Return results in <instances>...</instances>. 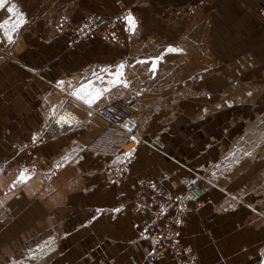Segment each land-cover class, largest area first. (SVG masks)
I'll use <instances>...</instances> for the list:
<instances>
[{
  "label": "crops",
  "instance_id": "obj_1",
  "mask_svg": "<svg viewBox=\"0 0 264 264\" xmlns=\"http://www.w3.org/2000/svg\"><path fill=\"white\" fill-rule=\"evenodd\" d=\"M74 1L72 12H65L71 21L88 12L111 15L119 7L115 0ZM119 2L130 5L131 0ZM176 7L199 11L186 19L173 12ZM262 7L264 0H144L137 11L138 32L178 49L152 46L146 53L160 54L156 66L180 69L150 78L198 82L203 91L191 85L195 93L181 96L183 111L166 124L156 113L145 125L132 114L133 129L140 136L117 156L84 149L83 137L102 125L94 103L86 105L67 93L55 116L48 115L61 89L69 85L74 91L95 80L72 86L82 80L80 69L92 62L121 60L128 47L90 33L67 48L69 32L59 23L62 15L56 20L39 15L16 31L7 25L8 33L15 35L0 49V165L10 163L0 171V261L36 247L27 256L29 264H175L168 255L153 263L142 261L151 239L137 231L148 216L131 212L127 203L117 211L115 193L123 188L130 197L128 183L139 176L163 177L162 185L177 191L186 176L201 173L203 193L189 202L180 241L197 249L198 264H259L264 248V154L242 156L230 168L216 165L229 142L228 98H236V117L240 107L264 98ZM10 14L4 17L19 16ZM199 35L205 51L197 42ZM134 50L132 46L129 54ZM171 61L174 64L168 65ZM230 81H235V90L229 89ZM91 89H97L94 82ZM139 93L134 104L142 108ZM91 110L95 122L85 120ZM61 116L70 123L60 121L58 131L56 122L53 133L36 149L47 165L30 173L19 164L27 154L13 153L11 142L24 140L46 117L52 123ZM235 132L243 134V124L236 123ZM11 164L22 168L15 172ZM22 170L27 179L21 181Z\"/></svg>",
  "mask_w": 264,
  "mask_h": 264
},
{
  "label": "rangeland",
  "instance_id": "obj_2",
  "mask_svg": "<svg viewBox=\"0 0 264 264\" xmlns=\"http://www.w3.org/2000/svg\"><path fill=\"white\" fill-rule=\"evenodd\" d=\"M74 2H75L74 0H10V1L8 0V2L5 4V7L0 9V24H3L5 21H7V25L12 26L17 24L18 20L22 17L24 23L18 27V29H20L26 26L29 21H31L32 19H34L39 15H44L48 19H53V20L54 19L56 20L57 17L62 15V19H59V23L67 22V25L71 26L72 24L80 21L86 15L85 13V15L77 21H71L69 17H66L65 12L67 11L68 14L72 12L73 7L75 5ZM142 3H144V0H138V1L131 0L130 5H124V3L118 2L117 5L119 7H117V10L111 15H105L99 13L106 16L107 18L109 17L110 18L113 17V18L110 20L108 24L107 23L104 24L105 34L102 33H93V34L98 35L105 42L115 43L118 45H122L124 47H128V52L126 53L127 55H125L124 57L121 58V60L118 61L115 60L112 62H92L85 65V67L80 69V71L83 74V76L81 77L82 80L79 82H74L71 85L72 86L75 85L74 87H76L77 84L80 85L82 82L87 83L88 81H90V79L95 78L93 82L95 83V87H97L96 90L102 91L103 94L100 96L99 99L93 102L94 105H98L100 103H105L110 101L116 102L122 97H126L131 93L137 94L140 92L138 94V101L140 104H142V108L134 104L136 109L133 110V112L131 113L133 114L134 121L141 122L143 125H145V123L152 118L154 113H156L160 115L159 121L166 124L171 119L177 117V115L183 111L184 107L181 106V102L183 101V98L181 96L187 93L190 94L195 93L191 85L192 86L195 85L196 86L195 89L199 90L200 94L203 90L202 88H199L200 84L198 82L183 83V82H177L171 80L159 81V80L151 79L156 73L164 72L166 74L167 73L173 74L178 72V70L180 69L178 66L176 67L168 66L174 64L172 63V61L167 62L168 67L156 66L155 60L158 58L157 56H159L160 54L150 55L146 53V49H148V47L150 48L152 46H156L158 48H163L165 47L163 46V44L167 43L168 41H163L162 38H158L154 35L152 36L147 35L149 37L147 36L144 37V35H141V33L138 32V29L136 27L138 25L137 11L140 5H142ZM12 5H15V10L11 13L15 15V13L18 12L19 16L4 17V15L6 14L11 15L10 12L7 11V8L11 7ZM198 11L199 10L191 9L188 7L181 13H177V15L188 19L194 16ZM129 14L134 18L136 22L135 23L136 26L134 29H131L128 22L124 19V17H127ZM9 35H11L12 38L15 35V33H9ZM8 42H10L8 37L5 36V34L0 33V49L2 48V46L8 44ZM197 42L199 43L200 49L202 51H205L203 49L205 47L203 35L198 36ZM159 43L160 46L157 45ZM132 46H135L136 50L131 51V53L129 54L130 48H132ZM67 48H71V47H67ZM164 49H171V47L170 46L165 47ZM153 64H155V68H153ZM120 65H123V68L120 69V71H122V75H120V78H118L119 76L115 75L116 78H114V79H118L120 82L116 84H112L110 82L113 81L114 79H108V78L111 73H117L118 66ZM104 69H107V71H103ZM142 78H144V80ZM93 82H91V85L93 84ZM125 84L127 86H125ZM260 85H261V89H264V82L261 83ZM235 87H236L235 81H230L229 89L235 90ZM71 89L72 88L69 85L66 86V88L64 89H61L63 93L61 91L62 94L59 99V102L58 104H54L51 107V112L49 113L48 116H50L51 118L55 116V112L59 110L60 107L63 106V104L65 103L67 99V93L73 92ZM104 89H107V91H104ZM153 91L159 93L155 95ZM55 94H53L52 97L53 99L56 96ZM81 101L83 102V100ZM196 101L198 103L201 101L203 102V99L197 98ZM235 101L236 98L234 97L228 98V106L230 108L228 121H227L229 125L228 126L229 142L227 147H225L222 158L217 163L216 167L221 168L223 166L225 168L228 167L230 168V166L234 164V162H236L237 159H239L242 156H249L252 155L253 153L264 154V98H260L259 100L254 101L253 102L254 105L250 107L245 106L243 107V109L242 107H240V114L237 117H236ZM134 111H136V113H134ZM89 113L91 114H88V116L85 117V120H90L91 122L93 120V122H95V118L92 115L93 111L91 110V112ZM47 117L45 119V122L44 120H42L41 122L46 123ZM237 118L238 121H236ZM54 122L56 124L57 121L55 120ZM236 123L240 125L243 124L244 127V132L243 134L240 133V136L236 135L235 132ZM57 124L59 125L58 131L62 130V126L58 122ZM101 127L102 125L100 127L97 126V128H95L94 126V130H95L94 134L90 135V137L86 139H84L83 137V140H86L84 141L86 143L84 144L85 147L89 143V141L96 135V133H98ZM252 139H254L255 141L253 143L254 145L253 144L248 145V143L251 142ZM14 141H19V140H13L12 142ZM11 149L13 152L14 150L12 146ZM20 152L23 151H19L17 153ZM5 165L10 166V163L4 162L2 165H0V171L4 169ZM11 165H12V170H14L15 172H17V170L20 169L21 167L19 165L16 166H14L13 164ZM40 168L41 167H36V169L33 170L29 169L31 170L29 172L31 173ZM22 171L25 172V170ZM211 174L214 175V172H211ZM203 177L204 178L202 182L205 180L204 174ZM0 215L3 214L1 213ZM34 249H36V247H34L32 250ZM31 251L29 252L28 249L26 248L22 251V254H20V256L19 255L9 256L8 258L1 260L0 264H29V260L27 256L29 255V253H31ZM259 264H264V248L262 250V257L260 259Z\"/></svg>",
  "mask_w": 264,
  "mask_h": 264
},
{
  "label": "built area",
  "instance_id": "obj_3",
  "mask_svg": "<svg viewBox=\"0 0 264 264\" xmlns=\"http://www.w3.org/2000/svg\"><path fill=\"white\" fill-rule=\"evenodd\" d=\"M115 2L118 3L119 0ZM185 9V7H176L173 12L181 13ZM259 13L264 15V7L259 8ZM112 18L89 12L71 26L65 22L64 26L69 32L66 39L67 46L72 47L89 33L105 34L104 24H108ZM136 101L137 94L131 93L116 102L98 104L95 107V113L105 121V127L89 141L84 149L100 155H114L121 151L124 144L132 139V134L138 133L134 131L130 119L131 106ZM54 126H56L54 121L41 122L30 130L24 140L11 143L13 153L23 151L27 154V158L21 160L20 165L34 168L46 163V157L36 149L45 143L48 136L52 134ZM162 178L147 176L135 178L127 186L131 190L130 197H127L126 189H118L115 194L119 199V211H123L122 207L127 203V208L131 212L147 213L149 216L144 226L137 231V235L151 239L150 246L142 255V261L153 263L164 255H168L175 264H198L197 249L190 243L181 242L180 233L189 202L196 201L203 193V174L195 173L186 176L181 181V188L177 191L166 189L162 185Z\"/></svg>",
  "mask_w": 264,
  "mask_h": 264
},
{
  "label": "snow or ice",
  "instance_id": "obj_4",
  "mask_svg": "<svg viewBox=\"0 0 264 264\" xmlns=\"http://www.w3.org/2000/svg\"><path fill=\"white\" fill-rule=\"evenodd\" d=\"M8 2V0H0V9L5 7V4ZM15 10V5H12L11 7L7 8L8 12H13ZM124 19L128 22L129 26L131 29L135 28V20L134 18L129 14L127 17H124ZM24 23L23 18L21 17L17 24L12 26V31H16V29ZM7 21H5L3 24H0V28H5V36L8 37L9 41H11V35H9L8 31H7ZM168 51H178V49H168ZM123 68V65L118 66L117 69V73L115 74L116 76H120L122 75V71H120V69ZM153 68H155V64H153ZM103 71H107V69H104ZM120 81L118 79H114L113 81H111L110 83L112 84H116L119 83ZM60 85L63 84V82H59ZM125 86H127L125 84ZM104 91H107V89H104ZM73 96H75L77 99L83 100L84 103L91 105L95 100L99 99L100 96L103 94L102 91L100 90H96V89H91V82H89L88 85H81L79 88H77L76 90H74L71 93ZM60 121H64L65 123H70V120H68L66 117L61 116L60 120H58L57 122L59 123ZM130 155V153H129ZM27 179V177L25 176V173L22 171L20 176L18 177V180H24ZM117 211H119V209H117Z\"/></svg>",
  "mask_w": 264,
  "mask_h": 264
},
{
  "label": "bare ground",
  "instance_id": "obj_5",
  "mask_svg": "<svg viewBox=\"0 0 264 264\" xmlns=\"http://www.w3.org/2000/svg\"><path fill=\"white\" fill-rule=\"evenodd\" d=\"M134 1H135V0H134ZM89 34H90V33H89ZM115 74H116V73H111L108 79H110V78H114V77H115ZM131 115H132V114H131ZM96 116H97V115H96ZM130 117H131V116H130ZM97 118L102 122V123H101V124H102V127H101L100 130H99V131H101V130L105 127V121H104L103 119H101L100 117H98V116H97ZM52 128H53V127H52ZM53 131H54V128H53ZM53 131H52V133H53ZM99 131H98V132H99ZM96 134H97V133H96ZM136 137H138V134H137V133H133V134H132V139H130V140H135ZM91 140H92V139H91ZM130 140H129V141H130ZM84 141H86V140H84ZM88 144H89V143H88ZM88 144H87V145H88ZM87 145H86V146H87ZM127 145H128V142L124 144V146L122 147L121 150H123L124 148H126ZM124 151H125V150H124ZM115 156H117V155H115ZM46 165H47V161H46V163H45L44 165H42V166H38V167H41V168H42V167H44V166H46ZM27 168H28V169H31V170L36 169V167H34V168H33V167H27ZM189 205H190V203L188 204V209H189ZM188 209H187V212H188ZM187 212H186V215H187ZM145 214H147V213H145ZM186 215H185V217H186ZM147 216H148V214H147ZM148 217H149V216H148ZM147 219H148V218H147ZM147 219H146V220H147ZM146 220H144V222H145ZM143 226H144V223H143ZM159 260H160V259H159ZM157 261H158V260H157ZM146 263H147V262H146Z\"/></svg>",
  "mask_w": 264,
  "mask_h": 264
},
{
  "label": "water",
  "instance_id": "obj_6",
  "mask_svg": "<svg viewBox=\"0 0 264 264\" xmlns=\"http://www.w3.org/2000/svg\"><path fill=\"white\" fill-rule=\"evenodd\" d=\"M126 124H127V125H129V123H128V122H126Z\"/></svg>",
  "mask_w": 264,
  "mask_h": 264
}]
</instances>
